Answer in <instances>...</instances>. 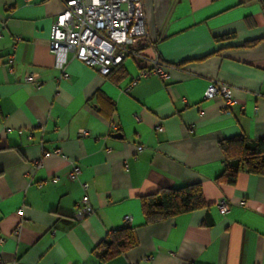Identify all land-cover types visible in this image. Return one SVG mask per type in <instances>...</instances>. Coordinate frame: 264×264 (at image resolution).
Returning <instances> with one entry per match:
<instances>
[{"label":"crops","instance_id":"crops-1","mask_svg":"<svg viewBox=\"0 0 264 264\" xmlns=\"http://www.w3.org/2000/svg\"><path fill=\"white\" fill-rule=\"evenodd\" d=\"M64 2L0 0V264H264V176L215 181L220 141L264 139V0H141L144 59L102 77L68 54L60 79L48 39ZM155 59L170 78L124 91ZM212 83L230 88L229 114L203 99ZM82 184L92 214L77 221ZM193 184L204 208L144 223L141 198ZM125 217L136 246L101 260V242Z\"/></svg>","mask_w":264,"mask_h":264},{"label":"built area","instance_id":"built-area-1","mask_svg":"<svg viewBox=\"0 0 264 264\" xmlns=\"http://www.w3.org/2000/svg\"><path fill=\"white\" fill-rule=\"evenodd\" d=\"M29 2V0H24ZM3 27H0V38ZM145 19L141 0H65L63 11L53 21L48 49L54 56V66L61 72L60 79H67L63 71L66 56L72 57L88 67H91L102 77L109 75L111 70L122 63L125 58L144 59L142 54L147 42ZM19 40V38H15ZM14 56L8 57V70H12ZM156 76L162 80L170 78L168 66L157 59L150 62L149 67L139 70L136 78H132L123 89L130 90L140 78ZM23 82L39 89L42 83L37 74H27ZM203 99H220L223 102L225 113L235 104L231 90L224 84L212 83L203 94ZM162 132L161 127H156ZM85 131H80L85 136ZM143 150L138 146L136 153ZM54 154L61 155L55 150ZM63 160H67L62 157ZM41 162L34 161L33 168H39ZM80 174L79 167L73 165L67 178L76 179ZM82 196L74 208V218L81 221L92 214V208L87 198L88 185L82 184ZM216 208L221 215L229 212L227 200L220 199ZM125 224L129 226V217H125ZM146 260H150V257Z\"/></svg>","mask_w":264,"mask_h":264},{"label":"trees","instance_id":"trees-1","mask_svg":"<svg viewBox=\"0 0 264 264\" xmlns=\"http://www.w3.org/2000/svg\"><path fill=\"white\" fill-rule=\"evenodd\" d=\"M251 42L246 47H252ZM122 65L114 67L109 75L122 76ZM223 156V171L215 179L218 184L233 186L239 173L264 176V139L247 140L244 137H232L218 143ZM205 207L201 187L198 184L176 188L161 189L155 194L141 198V213L146 225L186 214ZM136 246L133 229L127 225L115 230L100 244L104 248L101 260L122 254ZM99 247V248H100Z\"/></svg>","mask_w":264,"mask_h":264},{"label":"water","instance_id":"water-1","mask_svg":"<svg viewBox=\"0 0 264 264\" xmlns=\"http://www.w3.org/2000/svg\"><path fill=\"white\" fill-rule=\"evenodd\" d=\"M112 137L117 138L119 137V134L112 135Z\"/></svg>","mask_w":264,"mask_h":264},{"label":"rangeland","instance_id":"rangeland-1","mask_svg":"<svg viewBox=\"0 0 264 264\" xmlns=\"http://www.w3.org/2000/svg\"><path fill=\"white\" fill-rule=\"evenodd\" d=\"M129 61H131V60H129Z\"/></svg>","mask_w":264,"mask_h":264}]
</instances>
